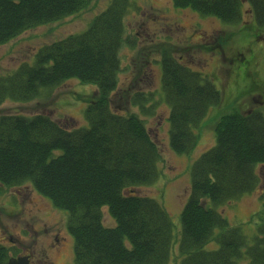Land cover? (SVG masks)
I'll return each mask as SVG.
<instances>
[{
	"label": "trees",
	"instance_id": "obj_1",
	"mask_svg": "<svg viewBox=\"0 0 264 264\" xmlns=\"http://www.w3.org/2000/svg\"><path fill=\"white\" fill-rule=\"evenodd\" d=\"M92 1L0 0V46L63 21ZM134 5L132 0H110L84 31L39 46L31 60L0 75V104L35 100L69 79L96 89L83 110L84 125L59 123L45 113L1 115L0 185L28 184L65 214L73 264H170L175 248L178 264H264V225L248 236L220 211L259 186L256 167L264 165L261 111H233L217 121L214 145L191 164L178 230L164 206L137 193L136 188L154 184L160 175L158 149L139 116H153L164 103L169 147L189 155L201 123L221 96L209 77L183 56L177 59L164 51L157 60L159 89L129 93V104L140 114L112 109L124 19ZM172 5L231 27L242 25L245 12H251L258 29H264V0H172ZM263 200L260 196L264 209ZM104 208L114 225H104ZM16 255L0 244V264Z\"/></svg>",
	"mask_w": 264,
	"mask_h": 264
},
{
	"label": "rangeland",
	"instance_id": "obj_2",
	"mask_svg": "<svg viewBox=\"0 0 264 264\" xmlns=\"http://www.w3.org/2000/svg\"><path fill=\"white\" fill-rule=\"evenodd\" d=\"M109 1L93 0L87 8L63 21L35 28L0 46V75L31 60L39 46L84 31ZM132 2L136 5L124 19V41L119 51L121 71L117 91L111 96L112 109L139 113L129 104V93L159 89L157 60L164 51L177 59L183 56L184 62L209 77L221 96L220 104L210 108L201 123L196 147L189 155L175 154L169 147L168 108L164 103L160 102L153 116H139L158 149L160 175L154 184L140 186L136 191L164 206L178 230L179 214L190 189L191 164L214 145L217 121L233 111L243 114L257 109L264 113V29H258L251 12H245L242 25L231 27L214 18L199 17L189 9H176L172 0ZM248 8L244 4V9ZM128 41L135 47H130ZM147 50L152 54H145ZM95 97L94 86L69 79L35 100L4 101L0 116L45 113L59 123L74 121L84 125L83 110ZM256 172L260 181L256 191L220 209L230 225H241L248 236L257 226L264 225V209L259 202L260 196L264 198V165H258ZM102 211L104 225H114L106 209ZM0 244L12 247L17 254L30 255L33 264H73V241L66 230L65 214L28 184L10 189L0 185ZM176 252V248L172 250L170 264H178Z\"/></svg>",
	"mask_w": 264,
	"mask_h": 264
},
{
	"label": "water",
	"instance_id": "obj_3",
	"mask_svg": "<svg viewBox=\"0 0 264 264\" xmlns=\"http://www.w3.org/2000/svg\"><path fill=\"white\" fill-rule=\"evenodd\" d=\"M7 264H30L28 256H19L9 258Z\"/></svg>",
	"mask_w": 264,
	"mask_h": 264
}]
</instances>
